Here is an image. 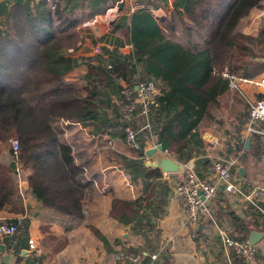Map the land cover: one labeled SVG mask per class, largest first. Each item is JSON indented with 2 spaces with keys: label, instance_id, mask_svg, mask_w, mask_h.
Returning a JSON list of instances; mask_svg holds the SVG:
<instances>
[{
  "label": "trees",
  "instance_id": "obj_1",
  "mask_svg": "<svg viewBox=\"0 0 264 264\" xmlns=\"http://www.w3.org/2000/svg\"><path fill=\"white\" fill-rule=\"evenodd\" d=\"M138 1L144 2L143 10L130 16L123 10L111 23V32H117L115 46H103L88 60L68 50L79 53L77 43L83 39L78 27L104 14L114 0L15 1L5 9V28L0 21V155L4 148L10 154L9 139L17 141L18 163L32 170L27 177L32 196L57 214L84 219L86 190L84 171L75 164L71 148L59 142L53 120L95 119L98 110L109 105L104 89L119 81L128 87L152 84L159 89L157 106L148 114L150 130L138 134L140 149L151 134L173 159L185 164L189 135L210 126L219 98L230 90L220 73L227 69L245 79L264 73V31L257 38L240 32L243 21L261 9L264 0H173L169 5L167 0ZM150 9H162L167 16L157 22ZM181 28L185 39L175 34ZM126 46L130 50L125 53ZM80 64L87 67L85 86L71 87L64 76ZM15 165L11 156L8 163L0 161V210L12 207L19 192ZM152 174L162 175L158 169ZM109 217L128 225L139 218V210L129 200L114 198ZM14 224L17 234H26L25 224ZM237 231L238 240H245L247 223L238 222ZM233 261L247 264L237 256Z\"/></svg>",
  "mask_w": 264,
  "mask_h": 264
},
{
  "label": "crops",
  "instance_id": "obj_2",
  "mask_svg": "<svg viewBox=\"0 0 264 264\" xmlns=\"http://www.w3.org/2000/svg\"><path fill=\"white\" fill-rule=\"evenodd\" d=\"M15 1L25 3L37 0H0V21H5V9ZM131 1L127 0L122 11L129 7ZM154 18L157 22H162L166 14L157 13ZM94 26V29H88L91 26H87L83 30L84 36L80 35L85 45L78 54L86 60L92 55L88 53L91 51L87 48L88 39L93 40V47L97 43L104 45L100 41L105 40L108 35L116 38L117 34L111 32L110 26L101 19ZM181 30L184 32L182 28L179 31ZM262 31L264 6L251 11L240 26L242 34L255 38ZM177 36L185 39L186 34L184 32ZM106 46L111 49L115 45ZM129 50L122 49L125 53ZM86 71V65L80 64L65 74L64 80L71 87L82 88L85 86ZM262 78L264 73L252 80ZM123 85L125 84L119 81V87L113 85L104 89L103 95L108 93L109 99L103 96L101 98L109 100V105L106 107L104 104L95 119L84 122L55 119L51 122L59 142L71 148L75 164L84 171V219L60 215L40 206L27 183L32 170H21V174L17 176L21 186L12 205L18 211H13L11 206L0 210V223L25 224L26 234L18 232L6 243L3 241L4 237H0V264H135L123 259L124 255L133 253L142 256V264L148 263L150 256L155 253H158L164 264H229L228 261L235 264L232 252L222 245V235L238 240V222L241 221L248 225L245 240L248 241L252 231L262 234L254 245L258 252L247 264H264V216L258 218L260 213L255 208L245 209L241 206L240 197L229 195L221 188L200 218L199 239L192 238L188 230L184 237L178 234L186 224L184 207L175 193V183L187 172L188 167H193L201 179L210 180L213 173L209 158L234 155L240 147L243 149L242 158L237 165L236 174L244 183L243 191L249 190L253 185L264 186V152L256 143L254 135H246L247 106L242 105L244 100L241 94L230 89L219 98V107L222 108L223 103L225 106L223 112H226L227 101V114H216L215 120L207 124L210 126L191 132L188 139L189 160L185 164L181 163L182 172L166 174L158 169L162 175L154 178V168L149 165L150 160L146 156V151L154 148L149 137L136 152H132L124 142L117 110L120 103L119 90ZM241 89L250 99L264 96L262 88L251 84L241 83ZM232 92L235 93L234 96L231 95ZM236 101L239 102V107H236ZM138 122L141 125L137 130L141 136L142 118ZM213 139H218L221 147L213 146L210 143ZM7 154L4 148L0 155L2 163L10 161ZM29 196L35 204L34 208L25 206V200ZM114 198L133 202L139 210V218L128 225L119 224L110 218L109 210ZM92 229L97 230L104 241ZM29 240L33 241L34 248H30Z\"/></svg>",
  "mask_w": 264,
  "mask_h": 264
},
{
  "label": "built area",
  "instance_id": "obj_3",
  "mask_svg": "<svg viewBox=\"0 0 264 264\" xmlns=\"http://www.w3.org/2000/svg\"><path fill=\"white\" fill-rule=\"evenodd\" d=\"M170 0H167V3ZM127 0H114L113 4L109 6L105 13L102 15H96L94 18L88 22V24L93 25L97 20L101 19L107 26H110L113 21H115L119 13L117 5L122 3L123 6L126 4ZM171 4V3H169ZM145 8L144 2L138 0H132L126 10V14L129 16L134 12L143 10ZM153 14L163 13L162 9L153 10L150 9ZM84 42L79 41L77 47L81 50L84 47ZM94 54L101 53V46H93ZM125 48H129L126 46ZM92 51V50H91ZM69 55H77L73 48L68 50ZM220 75L229 81L230 89L238 91L246 106H247V120H246V135H254L257 137L258 144L261 150L264 152V96L256 97L250 99L245 93L242 92L241 83L251 84L260 87L264 91V78L256 81L252 79H245L231 75L227 70H224ZM159 94V89L152 84L148 85H137L135 87H128L123 85L120 90L121 102L119 106L120 120L124 127V142L128 148L132 150H139L140 143L138 132L135 129V125L138 124L139 118L144 117V124L140 128L149 129L150 124L148 121V114L152 107L157 106L156 97ZM149 139L153 142L154 148H156L159 143L154 139V137L149 134ZM213 146L221 147V142L218 139H213L210 141ZM10 156L15 162V178L16 183L20 189V179L17 180V176L21 174V170L18 167V150L19 146L15 139L11 138L8 141ZM243 149L236 150L234 155H225L221 158L211 157L209 158L210 167L212 170V177L210 180L201 179L193 167H188L187 172L183 176H180L175 183V193L176 196L181 201L184 207L185 224L188 230V234L194 238L199 239L200 235V218L209 206L215 200L217 194L219 193V188L222 187L223 191L232 196L240 197L241 206L243 205L246 209L247 207L255 208V210L264 216V186L263 185H253L249 190L243 191L242 183L236 174V168L242 158ZM163 153L167 156L171 155L163 150ZM17 234V225L14 223L3 222L0 223V237H13ZM30 248H34V243L32 240L28 241ZM222 245L232 252L233 256L240 257L244 261H251L258 250L253 245H250L247 240H237L231 238L225 234L222 235ZM123 259H128V261H133L135 264H142V256L135 255H124ZM139 261V262H137ZM231 264V261H228ZM146 264H164L158 253L150 256V260Z\"/></svg>",
  "mask_w": 264,
  "mask_h": 264
},
{
  "label": "water",
  "instance_id": "obj_4",
  "mask_svg": "<svg viewBox=\"0 0 264 264\" xmlns=\"http://www.w3.org/2000/svg\"><path fill=\"white\" fill-rule=\"evenodd\" d=\"M118 12H121L123 9V4L119 3L117 5ZM146 156L149 158V165L154 169H159L162 173H179L183 170V165L177 162L170 156H167L163 153V147L159 144L156 148L146 151ZM21 167V164H20ZM223 189L222 187H220ZM26 208H34L35 204L32 202V198L29 196L25 200ZM179 236L184 237L187 235V228L183 227L179 231ZM262 237L261 233L256 231L250 232L248 236V242L250 245H256L259 239ZM9 237H4V243L8 241Z\"/></svg>",
  "mask_w": 264,
  "mask_h": 264
},
{
  "label": "rangeland",
  "instance_id": "obj_5",
  "mask_svg": "<svg viewBox=\"0 0 264 264\" xmlns=\"http://www.w3.org/2000/svg\"><path fill=\"white\" fill-rule=\"evenodd\" d=\"M144 1H146V0H144ZM148 1V0H147ZM172 1L173 0H170L169 2H168V5H169V3H172ZM106 11V10H105ZM163 11V13H165L166 14V11H164V10H162ZM105 13V12H104ZM153 14V13H152ZM127 15V14H126ZM128 16V15H127ZM154 16H157V14H154ZM166 16H167V14H166ZM5 22L6 21H3L2 22V25H1V27L2 28H5L6 27V25H5ZM96 23H94L93 25H90V24H88V22H86V23H83L82 25H80L79 27H78V30H79V33L80 32H82V34L80 33V35L81 36H84V32H83V30L84 29H86L87 28V26L89 27V26H91V27H89L88 29H92L93 27H95L94 25H95ZM94 29V28H93ZM182 33H184L182 30H181V32L178 30L177 31V34L176 35H181ZM82 38V37H81ZM83 39V38H82ZM91 42H93V40H91V39H88V41H86V43H87V45H89L87 48H88V51L89 50H92V51H89L88 53H91L92 54V52H93V49H94V47H91L92 46V44H91ZM100 42H104L103 44L104 45H102V46H106V45H110V46H114L115 45V38H113V36H111V35H108L106 38H105V40H103V41H100ZM96 43V42H95ZM101 46V44L100 43H97V44H95V45H93V46ZM71 49V48H70ZM80 51V50H79ZM78 51V52H79ZM225 70H227V69H225ZM224 71V70H223ZM234 94L235 93H231V95H233L234 96ZM236 98H237V96H236ZM242 102H244V101H242ZM245 105V102L244 103H242V105ZM246 106V105H245ZM236 107H239V102L238 101H236ZM225 108V106H224V103L222 104V108H217L215 111H214V115H216V114H219V115H226L227 114V101H226V112H223V109ZM130 149V148H129ZM6 151H7V153H8V149L6 148L5 149ZM132 152H136L135 150H132V149H130ZM7 157H10V154L8 153L7 154ZM6 159H8V158H6ZM18 167L20 168V170H23L21 167H20V164L18 163ZM14 173V172H13Z\"/></svg>",
  "mask_w": 264,
  "mask_h": 264
}]
</instances>
